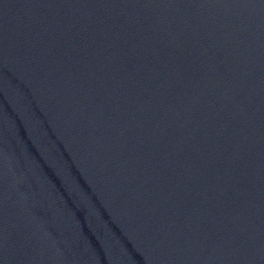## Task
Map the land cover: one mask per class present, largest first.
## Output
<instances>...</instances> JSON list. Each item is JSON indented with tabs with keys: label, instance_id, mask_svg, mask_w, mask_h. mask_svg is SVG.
<instances>
[{
	"label": "water",
	"instance_id": "water-1",
	"mask_svg": "<svg viewBox=\"0 0 264 264\" xmlns=\"http://www.w3.org/2000/svg\"><path fill=\"white\" fill-rule=\"evenodd\" d=\"M0 264H264V0H0Z\"/></svg>",
	"mask_w": 264,
	"mask_h": 264
}]
</instances>
